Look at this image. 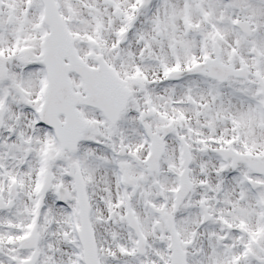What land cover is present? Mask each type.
I'll list each match as a JSON object with an SVG mask.
<instances>
[{"label": "snow or ice", "instance_id": "obj_1", "mask_svg": "<svg viewBox=\"0 0 264 264\" xmlns=\"http://www.w3.org/2000/svg\"><path fill=\"white\" fill-rule=\"evenodd\" d=\"M0 264H264V0H0Z\"/></svg>", "mask_w": 264, "mask_h": 264}]
</instances>
